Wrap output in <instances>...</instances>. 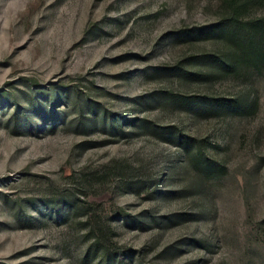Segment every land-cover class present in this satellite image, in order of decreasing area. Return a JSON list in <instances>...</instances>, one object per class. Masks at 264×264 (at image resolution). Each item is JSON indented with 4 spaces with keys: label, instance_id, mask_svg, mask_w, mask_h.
<instances>
[{
    "label": "rangeland",
    "instance_id": "374dc122",
    "mask_svg": "<svg viewBox=\"0 0 264 264\" xmlns=\"http://www.w3.org/2000/svg\"><path fill=\"white\" fill-rule=\"evenodd\" d=\"M221 2L0 0V264H264V57L208 66Z\"/></svg>",
    "mask_w": 264,
    "mask_h": 264
},
{
    "label": "trees",
    "instance_id": "16d2710c",
    "mask_svg": "<svg viewBox=\"0 0 264 264\" xmlns=\"http://www.w3.org/2000/svg\"><path fill=\"white\" fill-rule=\"evenodd\" d=\"M259 1L261 0H222L220 6L224 15L216 24L207 27L209 33L223 40L225 46V51H217L206 59L214 72L236 73L242 64L249 61L256 63L264 57V41L261 38L263 26L260 21L245 17L251 5ZM176 69L184 72L181 66H176ZM147 124L161 136L169 129Z\"/></svg>",
    "mask_w": 264,
    "mask_h": 264
}]
</instances>
